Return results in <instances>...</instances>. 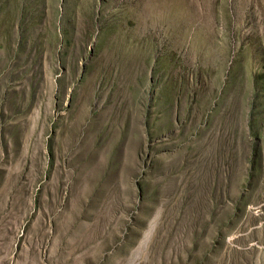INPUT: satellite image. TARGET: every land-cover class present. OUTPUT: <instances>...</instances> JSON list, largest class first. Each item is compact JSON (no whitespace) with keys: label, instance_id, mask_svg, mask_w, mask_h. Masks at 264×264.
Listing matches in <instances>:
<instances>
[{"label":"rangeland","instance_id":"rangeland-1","mask_svg":"<svg viewBox=\"0 0 264 264\" xmlns=\"http://www.w3.org/2000/svg\"><path fill=\"white\" fill-rule=\"evenodd\" d=\"M0 264H264V0H0Z\"/></svg>","mask_w":264,"mask_h":264}]
</instances>
